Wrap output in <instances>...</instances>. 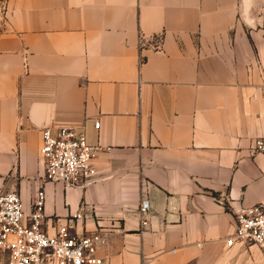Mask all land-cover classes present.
<instances>
[{
  "label": "crops",
  "instance_id": "crops-1",
  "mask_svg": "<svg viewBox=\"0 0 264 264\" xmlns=\"http://www.w3.org/2000/svg\"><path fill=\"white\" fill-rule=\"evenodd\" d=\"M7 1L0 193L28 215L44 190L43 229L102 232L104 264H241L234 212L264 207V0ZM62 127L102 149L87 188L43 181Z\"/></svg>",
  "mask_w": 264,
  "mask_h": 264
},
{
  "label": "built area",
  "instance_id": "built-area-1",
  "mask_svg": "<svg viewBox=\"0 0 264 264\" xmlns=\"http://www.w3.org/2000/svg\"><path fill=\"white\" fill-rule=\"evenodd\" d=\"M157 43L155 48H160ZM100 129V121L94 122ZM101 147L89 143L84 128H44L41 157L45 183L65 187L87 188L98 181L94 164ZM251 150L264 155V137L253 140ZM45 191L33 198L26 215L21 196L16 191L0 193V259L5 264H104L99 255L108 244L100 231L73 234L68 226L59 225L55 234L44 229ZM149 201L140 205L141 225L148 224ZM235 228L225 241V248L236 245L256 247L264 256V207L254 205L234 212Z\"/></svg>",
  "mask_w": 264,
  "mask_h": 264
},
{
  "label": "rangeland",
  "instance_id": "rangeland-1",
  "mask_svg": "<svg viewBox=\"0 0 264 264\" xmlns=\"http://www.w3.org/2000/svg\"><path fill=\"white\" fill-rule=\"evenodd\" d=\"M8 1L0 0V35L6 30L8 22ZM245 252L244 259L241 261V264H264V256L258 250V248L252 246L247 247ZM0 264H5V262L0 259Z\"/></svg>",
  "mask_w": 264,
  "mask_h": 264
}]
</instances>
